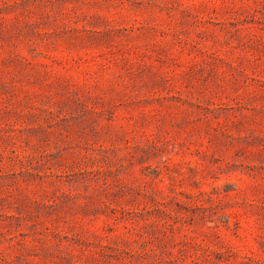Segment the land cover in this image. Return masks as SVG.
<instances>
[{
	"label": "rangeland",
	"instance_id": "obj_1",
	"mask_svg": "<svg viewBox=\"0 0 264 264\" xmlns=\"http://www.w3.org/2000/svg\"><path fill=\"white\" fill-rule=\"evenodd\" d=\"M0 264H264V0H0Z\"/></svg>",
	"mask_w": 264,
	"mask_h": 264
}]
</instances>
